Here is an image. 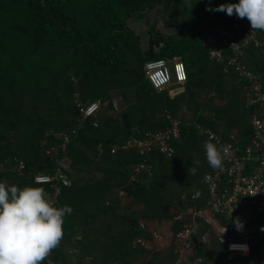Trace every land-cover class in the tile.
<instances>
[{
	"label": "trees",
	"instance_id": "16d2710c",
	"mask_svg": "<svg viewBox=\"0 0 264 264\" xmlns=\"http://www.w3.org/2000/svg\"><path fill=\"white\" fill-rule=\"evenodd\" d=\"M158 6L166 30L152 27L144 44L127 20ZM209 9V0H0V182L43 187L58 208L73 209L64 217L59 245L42 264L176 263L171 245L135 243L152 239L140 221L170 222L174 235L186 221L171 222L181 207L206 204L202 178L213 168L198 126H223L227 140L231 132L243 135L244 143L251 136L243 84L204 47V30L213 26L206 21ZM174 58L184 63L187 81L183 92L170 96L168 89L153 88L144 64ZM247 62L253 70L264 68V54L250 50ZM114 95L123 110L115 109ZM94 101L101 102L96 118L84 119L77 103ZM167 115L180 120L174 153H152L151 170L136 175L143 157L123 145L166 128ZM59 171L69 185L34 180ZM252 219L264 223V213ZM208 229L201 224L199 231ZM226 252L212 239L194 249L191 261L225 264ZM251 256L254 264L262 262L264 240Z\"/></svg>",
	"mask_w": 264,
	"mask_h": 264
},
{
	"label": "built area",
	"instance_id": "2783aa9c",
	"mask_svg": "<svg viewBox=\"0 0 264 264\" xmlns=\"http://www.w3.org/2000/svg\"><path fill=\"white\" fill-rule=\"evenodd\" d=\"M221 4L225 3L222 0H209L210 9H216ZM209 20L213 26L204 30V47L212 59L225 64L226 73H234L237 81L243 84L244 104L251 109L248 118L251 136L248 143H244L243 135L231 132L228 133L231 140H227L222 129L215 131L198 126L201 136L226 149V154L222 153V167L205 173L202 178L208 191L206 204L203 207H181L171 222H179L182 218H186V221L174 235L170 232V222L160 224L141 220V228L148 231L152 239L140 237L135 243L147 249L171 245L178 253L175 264H203L202 258L191 261V255L195 248L214 239L227 251L225 264H254L251 256L253 246L264 240V223L252 219L254 213H264V68L253 70L247 60L250 50L264 54V31H252L246 18L229 16L224 11L209 10L206 21ZM208 24L206 22L204 28ZM144 73L157 91L168 89L169 95L175 96L185 89L187 73L184 63L178 58L171 61L149 60L144 64ZM77 104L84 119L96 118L101 108L100 101ZM166 118L170 121L166 128L149 132L143 138L130 139L123 145L125 149H137L143 157L142 163L134 167L136 175L143 170H151L148 159L152 153L168 157L174 153L171 143L181 136L180 120L170 115ZM94 125L97 126V123L94 122ZM112 152H115V147ZM61 165L67 169L66 163ZM23 167V162H19L18 168ZM34 180L38 184L51 183L52 187H56L55 180L65 186L70 184L67 176L60 171L54 176L37 174ZM57 193L59 188L55 189ZM196 199L192 194L191 200ZM52 200L56 206L55 197ZM237 217L244 224L242 231L235 228L234 220ZM201 224L209 229L201 233ZM231 245H246L247 248L233 249ZM51 264L57 263L51 261ZM260 264H264V259Z\"/></svg>",
	"mask_w": 264,
	"mask_h": 264
},
{
	"label": "clouds",
	"instance_id": "9594fccd",
	"mask_svg": "<svg viewBox=\"0 0 264 264\" xmlns=\"http://www.w3.org/2000/svg\"><path fill=\"white\" fill-rule=\"evenodd\" d=\"M209 10L246 18L252 31H264V0H239L238 3L221 4ZM203 147L208 165L213 169L221 168L222 153L226 154L224 146H218L209 139ZM193 164L199 165V161H193ZM196 170L191 166L188 172L195 175ZM200 195L197 191L194 198ZM72 211L68 205L56 207L43 187L20 188L8 185L6 181L0 182V264H42L59 245L63 237L64 217ZM234 225L237 231L243 230L244 224L239 217L235 218ZM230 247L247 248L246 245Z\"/></svg>",
	"mask_w": 264,
	"mask_h": 264
},
{
	"label": "rangeland",
	"instance_id": "374dc122",
	"mask_svg": "<svg viewBox=\"0 0 264 264\" xmlns=\"http://www.w3.org/2000/svg\"><path fill=\"white\" fill-rule=\"evenodd\" d=\"M165 19V14L159 10L158 6L144 13L142 16L130 17L127 20V23L141 36L143 43L146 44V42H148L149 31L152 27L159 30H166V24L164 23ZM119 100L120 98L117 95H114L113 103L117 111L123 110V108H125L124 104L122 102L120 103ZM216 102L218 104L224 103L219 102L218 100ZM221 129L223 130V126ZM238 261H241V258H238Z\"/></svg>",
	"mask_w": 264,
	"mask_h": 264
}]
</instances>
